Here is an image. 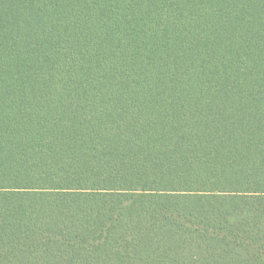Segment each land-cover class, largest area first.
Here are the masks:
<instances>
[{
	"label": "trees",
	"instance_id": "16d2710c",
	"mask_svg": "<svg viewBox=\"0 0 264 264\" xmlns=\"http://www.w3.org/2000/svg\"><path fill=\"white\" fill-rule=\"evenodd\" d=\"M0 264H264V0H0Z\"/></svg>",
	"mask_w": 264,
	"mask_h": 264
}]
</instances>
